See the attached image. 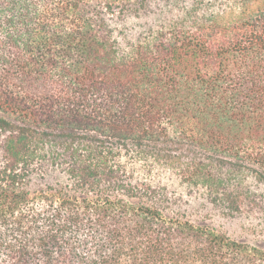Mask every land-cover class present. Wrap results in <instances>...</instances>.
Instances as JSON below:
<instances>
[{
	"label": "trees",
	"instance_id": "obj_1",
	"mask_svg": "<svg viewBox=\"0 0 264 264\" xmlns=\"http://www.w3.org/2000/svg\"><path fill=\"white\" fill-rule=\"evenodd\" d=\"M132 165L264 207V0H0V264H264Z\"/></svg>",
	"mask_w": 264,
	"mask_h": 264
},
{
	"label": "rangeland",
	"instance_id": "obj_2",
	"mask_svg": "<svg viewBox=\"0 0 264 264\" xmlns=\"http://www.w3.org/2000/svg\"><path fill=\"white\" fill-rule=\"evenodd\" d=\"M156 15L150 12L140 15L131 13L122 18L115 15L110 24L115 32V37L126 47L136 43L151 27H157L156 19L158 18ZM131 170L136 178L148 177L152 184L166 187L168 195L172 197L176 207L185 211L192 221H206L233 239L248 240L251 243L264 242V207L230 217L225 214L222 208L210 202L205 190L182 183L172 171L155 169L149 177L145 176L141 165H132ZM247 185L252 187V190L256 191L258 195L263 192L262 187L252 179H248ZM245 207L246 210H249L247 206Z\"/></svg>",
	"mask_w": 264,
	"mask_h": 264
}]
</instances>
